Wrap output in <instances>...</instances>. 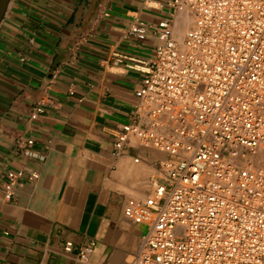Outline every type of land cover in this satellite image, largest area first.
Instances as JSON below:
<instances>
[{"label":"crops","instance_id":"1","mask_svg":"<svg viewBox=\"0 0 264 264\" xmlns=\"http://www.w3.org/2000/svg\"><path fill=\"white\" fill-rule=\"evenodd\" d=\"M168 1H10L0 23V184L8 172L24 176L10 200L0 188V264H132L146 232L125 204L162 181L153 179L166 154L134 138L115 148L134 121L136 65L158 43L154 30L146 40L129 30L167 20L182 34L186 11Z\"/></svg>","mask_w":264,"mask_h":264},{"label":"built area","instance_id":"2","mask_svg":"<svg viewBox=\"0 0 264 264\" xmlns=\"http://www.w3.org/2000/svg\"><path fill=\"white\" fill-rule=\"evenodd\" d=\"M167 6L193 21L182 38L167 20L129 30L140 40L154 30L158 43L149 64L136 65L134 121L115 148L134 138L166 154L153 179L162 181L125 204V217L146 228L132 264H264V0ZM43 111L38 104L32 118ZM23 176L8 172L7 200Z\"/></svg>","mask_w":264,"mask_h":264},{"label":"water","instance_id":"3","mask_svg":"<svg viewBox=\"0 0 264 264\" xmlns=\"http://www.w3.org/2000/svg\"><path fill=\"white\" fill-rule=\"evenodd\" d=\"M11 0H0V23L2 22Z\"/></svg>","mask_w":264,"mask_h":264},{"label":"rangeland","instance_id":"4","mask_svg":"<svg viewBox=\"0 0 264 264\" xmlns=\"http://www.w3.org/2000/svg\"><path fill=\"white\" fill-rule=\"evenodd\" d=\"M186 14H187V19H188L189 23L187 22L186 24H183V27L186 26V28L184 29L183 33L179 35V37L177 36L178 38H182L184 36V34L193 26V21H192L190 15L187 13V11H186ZM145 232H146V228H145Z\"/></svg>","mask_w":264,"mask_h":264},{"label":"bare ground","instance_id":"5","mask_svg":"<svg viewBox=\"0 0 264 264\" xmlns=\"http://www.w3.org/2000/svg\"><path fill=\"white\" fill-rule=\"evenodd\" d=\"M183 19V18H182ZM186 20V19H185ZM183 20L182 23L186 24L188 21ZM182 32V31H181ZM181 34V33H180ZM179 37V36H178Z\"/></svg>","mask_w":264,"mask_h":264}]
</instances>
